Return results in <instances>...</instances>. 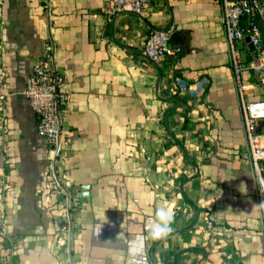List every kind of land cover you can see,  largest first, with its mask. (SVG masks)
<instances>
[{
    "label": "crops",
    "instance_id": "1",
    "mask_svg": "<svg viewBox=\"0 0 264 264\" xmlns=\"http://www.w3.org/2000/svg\"><path fill=\"white\" fill-rule=\"evenodd\" d=\"M107 5L0 0V264H264L242 113L264 88L247 66L246 40L236 78L219 0H146L138 12ZM169 24L176 55L149 61L148 30ZM48 52L66 93L54 193L24 95ZM258 132L264 145V116ZM162 207L173 213L171 231L152 239L146 224Z\"/></svg>",
    "mask_w": 264,
    "mask_h": 264
},
{
    "label": "built area",
    "instance_id": "2",
    "mask_svg": "<svg viewBox=\"0 0 264 264\" xmlns=\"http://www.w3.org/2000/svg\"><path fill=\"white\" fill-rule=\"evenodd\" d=\"M146 0H107V11L129 10L138 12ZM221 5V23L227 41L232 70L237 78L240 70L238 62L239 44L246 40L248 55L247 66L256 81L264 88V40L262 39L257 20L259 16L264 22V0H219ZM247 16V21L241 18ZM173 25L151 28L148 30L141 47V54L151 62L158 63L165 55L175 56L177 48L169 44ZM178 88H184L186 83L181 78L176 79ZM241 92V85H238ZM24 95L34 112L36 131L41 134L46 143L48 155L43 173L45 187L50 193L61 190V182L56 169L55 160L60 148L59 120L61 105L65 102L66 93L62 88L61 77L56 73L51 53L39 57L32 66L24 89ZM0 95V120L1 101ZM255 107L258 110H252ZM243 124L247 139L249 160L257 180V194L264 210V182L260 174L259 163L264 162V145L258 132L259 119L264 116V100L252 104L242 103ZM0 122V134L3 131ZM206 227H212L209 219L204 221ZM264 227V211H263ZM10 255L3 263L8 261ZM225 264H234L226 261Z\"/></svg>",
    "mask_w": 264,
    "mask_h": 264
},
{
    "label": "clouds",
    "instance_id": "3",
    "mask_svg": "<svg viewBox=\"0 0 264 264\" xmlns=\"http://www.w3.org/2000/svg\"><path fill=\"white\" fill-rule=\"evenodd\" d=\"M150 223L146 224V230L152 239H160L171 231L169 225L173 219V213L170 209L159 208L154 217H150Z\"/></svg>",
    "mask_w": 264,
    "mask_h": 264
},
{
    "label": "water",
    "instance_id": "4",
    "mask_svg": "<svg viewBox=\"0 0 264 264\" xmlns=\"http://www.w3.org/2000/svg\"><path fill=\"white\" fill-rule=\"evenodd\" d=\"M68 201H69V199L67 198V204H68ZM66 209H67V212H68V205H67Z\"/></svg>",
    "mask_w": 264,
    "mask_h": 264
}]
</instances>
